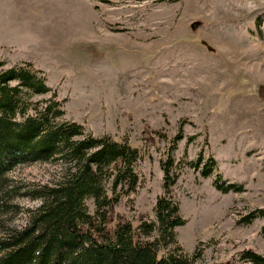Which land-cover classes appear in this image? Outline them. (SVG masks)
I'll return each instance as SVG.
<instances>
[{
    "label": "rangeland",
    "instance_id": "1",
    "mask_svg": "<svg viewBox=\"0 0 264 264\" xmlns=\"http://www.w3.org/2000/svg\"><path fill=\"white\" fill-rule=\"evenodd\" d=\"M1 8L0 34L14 42H0V59L30 64L52 89L33 100L56 91L66 120L137 148L140 184L117 213L134 226L156 220L161 163L181 133L172 195L187 220L176 229L185 251L201 250L198 264L264 258V0H0ZM57 169L22 165L9 177L26 186ZM16 203L19 212L1 218L20 229L40 203ZM87 205L94 214V200Z\"/></svg>",
    "mask_w": 264,
    "mask_h": 264
},
{
    "label": "trees",
    "instance_id": "2",
    "mask_svg": "<svg viewBox=\"0 0 264 264\" xmlns=\"http://www.w3.org/2000/svg\"><path fill=\"white\" fill-rule=\"evenodd\" d=\"M51 91L30 64L9 66L0 59V264H198L202 251L187 253L176 232L187 221L172 195L179 177L173 153L181 133L161 163L156 220L134 226L116 206L140 184L137 148L66 120L56 91L33 100ZM201 161L191 164L198 167ZM36 163H54L58 169L44 182L13 183L11 171ZM214 164L208 162L206 176ZM19 197L40 205L26 211L22 228H9L1 215L19 212ZM89 199L96 205L94 214ZM239 264H264V258L246 252Z\"/></svg>",
    "mask_w": 264,
    "mask_h": 264
},
{
    "label": "crops",
    "instance_id": "3",
    "mask_svg": "<svg viewBox=\"0 0 264 264\" xmlns=\"http://www.w3.org/2000/svg\"><path fill=\"white\" fill-rule=\"evenodd\" d=\"M2 4L4 3V2H1ZM6 11H7V9H5V11H3V9L1 8L0 9V22H1V20L3 21L4 20V16H5V14L3 15V13H6ZM1 28V27H0ZM1 30V29H0ZM1 32V31H0ZM6 37H8V38H6ZM12 34L11 33H6V32H4V33H2V34H0V42H2V43H8V44H11L12 42H14L13 40H12Z\"/></svg>",
    "mask_w": 264,
    "mask_h": 264
}]
</instances>
